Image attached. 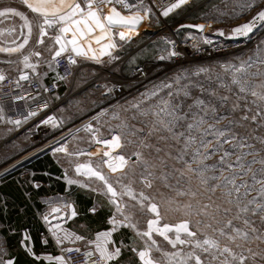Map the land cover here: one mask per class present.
Segmentation results:
<instances>
[{
    "label": "snow or ice",
    "instance_id": "snow-or-ice-1",
    "mask_svg": "<svg viewBox=\"0 0 264 264\" xmlns=\"http://www.w3.org/2000/svg\"><path fill=\"white\" fill-rule=\"evenodd\" d=\"M23 3L40 18L37 24L40 37L47 35L46 29L58 27L55 44L59 48L54 52L52 60L56 61L68 53L70 46V65L77 63L74 57L96 63H102L105 56L109 62L118 60L119 56L114 55L119 47L115 33L118 31L119 41H130V34L153 15V9L144 0H138L137 3H128L127 0H85L84 6L78 0H23ZM98 3L106 7L120 5L130 14L124 15L112 6L105 15ZM189 3L190 0H175L164 7L160 14L168 17ZM258 6L259 10L247 22L235 26L228 33L218 29L215 34L226 39L252 40L253 33L264 27V0H259V4L258 0H236L231 15L224 11L219 13L233 18ZM8 14L19 17L23 21L22 29H27L26 35L21 31L22 43L15 47H0V52L11 54L20 52L29 43L33 25L21 11L12 7L0 10V17ZM180 27L195 28L200 32L205 29L204 24H181ZM69 33L71 39L67 38ZM202 39L205 44L212 43L206 37ZM38 43L43 44V39ZM168 43L173 47L163 49L158 57L160 61L180 55L175 50L174 42ZM93 44L97 47H93ZM31 55L39 57L41 54L33 52ZM29 59V55L23 57L24 68L35 72L37 65L30 63ZM48 67L53 69V64L50 63ZM219 67L222 69L220 73H214L211 67L205 66L183 70L140 93L139 97L128 101L127 106H122V111L131 112V116L121 118L118 111L112 112L111 118L120 120L117 127L122 131L112 135L111 139L101 138L99 128L94 129L91 123L84 126V131L93 134L92 140L107 149L103 151V157L106 158L102 161L103 165L112 174L121 173L113 182L99 166L89 162L78 163L74 169L76 175L85 177L88 183L65 175L68 185H77L105 196L110 209H114L108 219L111 229L97 232L95 239L89 241L93 250L87 251L86 257L92 258L98 254V259H92L91 264H119L122 248L128 247L123 243L115 246L113 242V233L121 228L131 230L135 237L143 241L142 249L138 250L134 240L131 246L139 264H264V38L256 39L246 57L226 61ZM202 74L203 80L200 79ZM5 79L6 76L0 72V82ZM28 79L27 74L19 77V80ZM213 83L215 87H212ZM111 91L109 88L108 92ZM108 111L101 109L92 119L99 123L101 118L108 115ZM35 115L37 113L30 112L25 120ZM0 120L17 126L21 124L20 120L7 119L3 106H0ZM129 121H137L142 126L136 127ZM53 122V117L43 121L45 124ZM124 136L135 137V140H129L128 143H137L138 150L130 156L113 155L114 150L123 147ZM153 137L157 144L151 143ZM161 141H171L168 147L174 148L175 154L157 146ZM145 150H148V156ZM52 151L69 157H92L100 154L101 149L98 148L95 153H71L66 145L61 144L53 147ZM153 151L157 154L155 157L150 155ZM161 152L163 156L159 155ZM214 156H218V160L212 164L207 163ZM169 160L174 161V164L170 165ZM176 164L183 167H176ZM136 168L142 169L140 182L145 188L152 189L154 183L159 181L164 188L173 191L175 195L165 198L164 203L169 210L182 213L187 218L175 225L163 223L161 226V206L155 197L144 191L137 192L132 186L134 180L129 179V173L135 177ZM193 176L198 182L195 189L192 187ZM173 178L176 184L170 183ZM126 179L128 183L123 182ZM92 181L100 182L102 189L92 187ZM182 182L186 186L182 187ZM34 187L39 188L40 185L35 184ZM160 195L164 196L163 193ZM125 197L132 203L126 202ZM185 197L186 200L181 199ZM64 206L72 208L68 203ZM26 207L20 211L25 212ZM137 209L154 216L147 221L146 230L142 231L138 226L139 222L135 219ZM59 211V208L52 209L53 213ZM89 211L95 213L96 207L93 206ZM76 215L73 209L71 216ZM191 217H199L195 220V231L191 230ZM43 220L50 225L48 231L58 246L67 240L85 239L66 230L61 237L59 223L52 224L48 214L43 216ZM170 233L174 234V238ZM153 234L162 237L173 250H163ZM29 239L25 234L21 241L26 253L35 260H41L32 248L27 247ZM44 243H47V239ZM252 244H256L255 249L251 247ZM185 248L190 250L185 251ZM61 250L80 251L79 248ZM154 251L160 253L162 258L155 259L152 255ZM45 259L49 264L53 261L55 264H66L62 255L47 256ZM0 264H17L2 245Z\"/></svg>",
    "mask_w": 264,
    "mask_h": 264
},
{
    "label": "crops",
    "instance_id": "crops-1",
    "mask_svg": "<svg viewBox=\"0 0 264 264\" xmlns=\"http://www.w3.org/2000/svg\"><path fill=\"white\" fill-rule=\"evenodd\" d=\"M212 1L214 0H192L188 5L175 12L172 18L183 12H186L185 17L200 14L205 6ZM78 2L81 3L80 0ZM5 7H12L23 12L32 23L33 30L29 43L20 52L11 54L0 52L7 55L6 59H0V72L7 75L17 70L15 76L29 73L42 85L54 83L57 86V93L51 96L49 101L51 104H56L54 114L60 127L46 137L44 144H38L29 136V130H23L24 123L17 126L2 120L0 125V169L3 170L0 171V174L4 172L6 174L0 179V245L7 249L17 264H49L45 257L61 256L58 251L60 247L92 248L89 241L95 239L96 233L110 230L112 227L108 223L109 217L105 220L104 210L98 205L100 201H108V199L97 192L80 188L77 185H68L65 175L88 183L89 181L85 177L77 176L74 169L78 163L89 162L93 166H99L106 175L112 178L113 182L117 176L121 175V173L112 174L103 165L102 161L106 159L103 157V151L107 149L102 144H96L92 140L93 134L83 129L85 125L91 123L94 129L99 128L103 139H111L112 135L122 131L117 127L120 120L111 118L112 112L118 111L121 118L129 116L131 112L124 113L122 106H127V102L134 98L125 96L119 100L114 99L112 91L108 92L109 88L112 89V85L104 78V74L123 61L124 65L118 67L116 72L127 77L132 69L142 64L139 65L140 63L137 62L138 57L137 60L134 58L127 64L124 62L127 57L118 59L113 61L115 66L109 64L107 56L102 58V63L76 57L79 65H85V67L80 70L77 78L63 81L58 78L59 74L54 65L53 69L55 70L48 67L50 63L52 64L54 52L59 48V45L55 44V36L47 33L44 37H40L37 27L40 18L27 9L23 0H15L13 5H4L0 7V10ZM258 10L259 7L249 11L250 14H253ZM191 20L189 19L187 23L204 24L203 32L188 29L180 31L191 32L194 37L204 36L209 23L201 19L195 20L194 17H191ZM22 24L23 21L12 14L0 17V47H15L23 42L21 31L26 35L27 29H22ZM67 38H71L70 33ZM40 39H43V44L38 43ZM122 47L123 45L119 44L115 52L119 53ZM33 52H39L41 55L39 57L31 55ZM17 54L19 55L16 56L17 58L13 57ZM25 55H29L30 63L37 65L35 72L32 69L24 68L22 61ZM151 61L154 62L155 59ZM94 63L98 66L91 68L90 66L95 65ZM104 70L105 72L100 74V71ZM3 109L5 108L3 107ZM101 109H108V115L97 123L92 118ZM61 144L66 145L71 153L78 151L95 153L98 148L101 151L100 154L92 157L87 155L69 157L64 153L54 154L52 148L59 147ZM137 150L138 145H133V148H130L128 143L123 141V147L114 150L113 155L130 156ZM123 182H128V180ZM35 184H39L40 187H34ZM91 184L97 189L103 187L98 181H92ZM65 203L71 204L72 208L65 207ZM25 206H27L26 211L21 212L20 209ZM93 206L96 207L95 213L89 211ZM54 208H59L60 211L53 213L52 209ZM73 209L77 212L75 217L71 216ZM45 214L51 215L49 219L52 224L59 223L61 225L62 231L59 233L61 237L66 230L85 239L81 241L67 240L58 246L48 231L50 225L43 220ZM117 232L113 233L114 244L115 239L118 241L117 236L114 237ZM25 234L30 238L26 242L27 247L32 248L34 253L41 257V260H35L26 253L21 244ZM45 239H47V243H44ZM120 259H123V256ZM136 259L138 261V258ZM52 264H55V261Z\"/></svg>",
    "mask_w": 264,
    "mask_h": 264
},
{
    "label": "rangeland",
    "instance_id": "rangeland-1",
    "mask_svg": "<svg viewBox=\"0 0 264 264\" xmlns=\"http://www.w3.org/2000/svg\"><path fill=\"white\" fill-rule=\"evenodd\" d=\"M14 1L15 0H0V7L7 5V4L13 5ZM235 2H236V0H226V2H225V0H214V1L210 2L209 4H207L200 14H197L195 16L189 15L188 17H185L184 14L186 12L182 11L183 13H181V14L178 13L177 16H174L173 18L171 16L170 18L165 19V20L159 18L157 16V14H155L153 11V15H152L151 19L142 22L140 27L138 29H136L137 32L135 31V32L130 34L132 39L130 41H126V42L119 41V36H118V31H117L115 33V41L118 45L119 44L123 45V47L120 49L119 53L115 52L116 53L115 55L119 56L120 60H121V58L127 57L124 61L125 64H127V62H131L134 58L137 60V57H138L137 62L140 63L139 65L142 64V65L150 66L153 63L151 60L155 59L154 62H156L158 60L159 55L163 53V49L169 47L168 41L171 40L172 36H174L175 38H177L179 40L186 39V38H193L201 46H203L205 44V43H203L202 38L206 37L214 43L219 42L222 44L232 45L235 47V49L232 48V49H230V51H227L220 56L203 58L201 60L184 63L181 65H178L175 69L170 70V71H162L159 69L157 76L151 78L144 86L126 85L125 89H126L127 93L124 96H131L132 98H137V97H139L140 93H143L148 89H151L154 84H157V83L165 80L167 77H171L174 74H176L180 71H183V70H187V69H195V68H198L200 66H205V67H211L213 69L214 73H220V72H222V69L219 67V65L221 63H224L226 61H233L237 57H241V56L246 57L247 54L249 53V50L254 47V42L256 41V39L258 37L264 38V27L259 28L258 30H256L253 33L252 40L226 39L225 37H220V36L215 34L218 29L224 30L226 33H228L232 28H234L235 26H237L241 23L247 22L248 20L251 19V17L253 15H255V12H253V14H250V11L243 12L239 16H235L233 18H229V16H221L219 14L220 11H224V12H228L229 15H231L232 6ZM258 7H256V8H258ZM116 8L118 11H121V13L124 15L130 14L127 10L123 9L122 7H116ZM100 9H102V12L104 14H107L109 8H108V6L107 7L103 6ZM217 9H219V11H217ZM237 11H239V9H237ZM191 17H194L195 20L201 19V20L209 23L210 27L207 28V31L204 34V36L201 37V36L197 35L198 37H194L192 35L193 33H191V32L180 31L183 29H179V26L181 24L187 23L189 21V19L191 20ZM217 21H219V22H217ZM177 27H178V29H177ZM93 46L97 47L95 44H93ZM151 54L153 55V57H152L153 59L151 58V56H152ZM16 56L18 57L19 55L18 54L13 55V57L17 58ZM6 57H7L6 54L4 55V54L0 53V59H3V58L6 59ZM115 61L116 60H114V62ZM114 62L111 61L109 64H112L111 66H113ZM123 65H124V63H123V61H121V63L119 65H117V66L114 65L115 67L112 68L111 71L106 72L104 74L105 75L104 78L108 82H110L111 85L117 84L119 82V78H122L123 76H125V75L121 74L120 72H116V69L120 66H123ZM96 66H98V65L92 64L90 67L94 68ZM106 66H110V65H106ZM16 74H17V70H15L14 72H11L5 76H15ZM119 75H122V76H119ZM200 79L201 80L204 79L203 74L201 75ZM215 86H216L215 83H213L212 87H215ZM194 94L198 95V93H194ZM131 115H132V113L129 116H131ZM129 123L135 124L136 127L142 126L137 121H129ZM224 123H226V121ZM144 131L147 132L148 129L145 128ZM135 139H136L135 137L124 136L123 141L125 143H128L129 140H135ZM151 143L157 144V140L155 137L152 138ZM171 143H172L171 141H169L167 143L161 141V142H159V144L157 146L164 148L165 150L172 151L173 155H174L175 154L174 148L168 147V145ZM128 145L130 146V148L131 147L133 148V145H138V144L137 143H128ZM145 155L146 156L149 155L148 150H145ZM150 155L152 157H155L157 154L153 151V152H151ZM159 155L163 156L164 153L161 152ZM218 158H219L218 156H214L211 160L207 161V163L212 164L216 160H218ZM169 164L170 165L174 164V161L169 160ZM175 166L176 167H183V165H179V164H176ZM193 167H195V165H193ZM135 171H136L135 177H132L131 173H129V179L134 180V183L132 186L137 192L144 191L146 194L155 197L156 202L159 203L161 206L160 211H161V215L163 217V220L161 221V226L163 223L175 225L176 223H179L182 220L187 218L182 213L169 210L168 206L164 203L165 198L175 195V193L173 191H171L168 188H164L159 181H156L154 183V186L152 189L145 188L144 184H142L140 182V172L142 171V169L136 168ZM128 182H124V183H128ZM170 183L176 184L175 178L170 180ZM181 186L182 187L186 186V184L184 182H182ZM192 187L194 189L198 187V182L196 181L194 176L192 178ZM160 193H163L164 196H161ZM124 199L128 203H132L131 201H128L127 197H125ZM181 199L186 200L187 198L185 197V198H181ZM204 202H207V201H204ZM98 205H99V207H101L104 210V215L106 217L105 220L108 217H110L112 214V211H114V209H110V205H109L107 200L106 201L105 200L100 201ZM153 218H154L153 214L148 213L147 211L140 212L137 209L136 214H135V219L139 222L138 226H139L140 230H142V231L146 230L147 221L149 219H153ZM190 219H192V221H193V224L191 225V230L195 231L196 230L195 220L199 219V217H191ZM169 235L174 238V234L170 233ZM115 236H117V239L119 241L118 242L115 239L116 246H121V243H123V245H128V247L122 248L123 259H120L121 257L119 258V264H139V260L137 261V259H136L138 257L136 256L135 253H133L131 251V246H132V243L134 240L135 246L138 248V250L142 249L144 246L143 241L141 239L135 237L134 233L131 230L126 229V228H121L116 233V235H114V237ZM153 237L163 250H166V251H172L173 250L171 248V246L167 243V241L163 240L162 237H160L156 234H153ZM117 243H119V244H117ZM251 247H253L255 249L256 244H252ZM184 250L188 251L190 249L185 248ZM152 255L155 259H161L162 258L161 254L157 253L155 251L152 253ZM110 264H114V262H110Z\"/></svg>",
    "mask_w": 264,
    "mask_h": 264
},
{
    "label": "built area",
    "instance_id": "built-area-1",
    "mask_svg": "<svg viewBox=\"0 0 264 264\" xmlns=\"http://www.w3.org/2000/svg\"><path fill=\"white\" fill-rule=\"evenodd\" d=\"M192 0H190L191 2ZM82 5H85V0H80ZM128 3H137L138 0H127ZM144 2L150 6L154 13L163 20L170 18L177 12L170 13L168 17L162 16L160 13L164 7L168 4L175 2V0H144ZM105 6L102 3H98V7ZM120 5L113 4L109 7ZM183 7V6H182ZM47 33L51 36L59 34L58 27L46 29ZM174 42L175 50L180 53L179 56L170 60L153 62L150 66L141 65L132 69L127 77L119 78L117 84L112 85V94L114 99L119 100L127 93L126 85H141L144 86L151 78L157 76L158 70L170 71L175 69L178 65L201 60L203 58H209L214 56H220L223 53L235 49L232 45L222 44L219 42H212L211 44H204L201 46L193 38L177 39L174 36L171 37ZM173 45L169 44L168 49H172ZM71 53H65L62 57L57 58L56 61H51L55 66L59 77L63 81H70L77 78L78 73L85 65H79L77 58L76 64L70 65L68 63V56ZM104 71H100V74ZM109 72V71H108ZM106 73V72H105ZM28 80H19L20 75L6 76V79L0 82V106H3L4 113L7 119L20 120L24 123L23 130H29V136L34 142L38 144H44L46 137L54 130L60 127V123L54 114L56 104H51L49 98L57 93V86L54 83L40 84L36 78L27 73ZM18 82V84H17ZM46 89V90H45ZM24 97L25 99H18ZM30 112H35L37 115L28 117ZM48 117H53L54 122L45 124L43 123ZM2 120H0V125ZM54 124L58 126H54ZM3 170V169H1ZM0 170V171H1ZM6 174V172L0 174V179ZM51 215H49V218ZM62 248H79L80 251L73 250L72 252L63 251ZM93 250L91 247H60L59 253L64 257L66 264H91L92 259H98V254H94L92 258L86 257L87 251Z\"/></svg>",
    "mask_w": 264,
    "mask_h": 264
},
{
    "label": "water",
    "instance_id": "water-1",
    "mask_svg": "<svg viewBox=\"0 0 264 264\" xmlns=\"http://www.w3.org/2000/svg\"><path fill=\"white\" fill-rule=\"evenodd\" d=\"M140 25L137 27V29L140 27ZM184 25H196V24L185 23ZM179 28L180 29H188V30L200 32V31L196 30L195 28H181L180 26H179Z\"/></svg>",
    "mask_w": 264,
    "mask_h": 264
},
{
    "label": "trees",
    "instance_id": "trees-1",
    "mask_svg": "<svg viewBox=\"0 0 264 264\" xmlns=\"http://www.w3.org/2000/svg\"><path fill=\"white\" fill-rule=\"evenodd\" d=\"M36 247V246H35ZM37 248V247H36ZM38 264H41V263H38Z\"/></svg>",
    "mask_w": 264,
    "mask_h": 264
}]
</instances>
